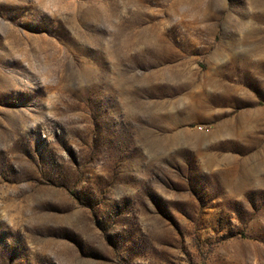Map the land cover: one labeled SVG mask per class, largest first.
Here are the masks:
<instances>
[{
	"label": "rangeland",
	"instance_id": "rangeland-1",
	"mask_svg": "<svg viewBox=\"0 0 264 264\" xmlns=\"http://www.w3.org/2000/svg\"><path fill=\"white\" fill-rule=\"evenodd\" d=\"M0 264H264V0H0Z\"/></svg>",
	"mask_w": 264,
	"mask_h": 264
}]
</instances>
